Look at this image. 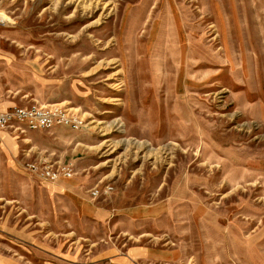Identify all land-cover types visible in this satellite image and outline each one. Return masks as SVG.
<instances>
[{
  "label": "rangeland",
  "instance_id": "obj_1",
  "mask_svg": "<svg viewBox=\"0 0 264 264\" xmlns=\"http://www.w3.org/2000/svg\"><path fill=\"white\" fill-rule=\"evenodd\" d=\"M33 104L83 126L6 129L0 264H264V0H0Z\"/></svg>",
  "mask_w": 264,
  "mask_h": 264
},
{
  "label": "built area",
  "instance_id": "obj_2",
  "mask_svg": "<svg viewBox=\"0 0 264 264\" xmlns=\"http://www.w3.org/2000/svg\"><path fill=\"white\" fill-rule=\"evenodd\" d=\"M59 125L78 130L83 126V121L79 116L70 115L61 108L40 104L0 109V140L1 132L9 128L23 133L27 129H51ZM30 166L51 180H57L62 175L70 177L74 172L70 166L55 168L50 164L38 165L36 163H32ZM93 194L95 196L99 195L100 190H94Z\"/></svg>",
  "mask_w": 264,
  "mask_h": 264
},
{
  "label": "crops",
  "instance_id": "obj_3",
  "mask_svg": "<svg viewBox=\"0 0 264 264\" xmlns=\"http://www.w3.org/2000/svg\"><path fill=\"white\" fill-rule=\"evenodd\" d=\"M7 132V130H4V131H2L1 132V139H3V136H4V134ZM7 140H8V138H7Z\"/></svg>",
  "mask_w": 264,
  "mask_h": 264
}]
</instances>
